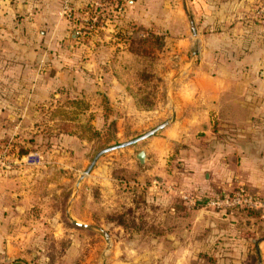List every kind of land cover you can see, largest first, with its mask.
<instances>
[{
    "label": "rangeland",
    "instance_id": "obj_1",
    "mask_svg": "<svg viewBox=\"0 0 264 264\" xmlns=\"http://www.w3.org/2000/svg\"><path fill=\"white\" fill-rule=\"evenodd\" d=\"M209 1L0 0V20L10 5L17 11L15 21L23 19L22 6L27 5L32 17L44 12L37 15L41 27L48 24L47 12L67 31L54 36L53 61L35 63V73H86L85 86L115 88L113 102L103 92L94 101L88 93L81 98L68 90L69 82L55 80L54 96L38 95L31 110L2 111L0 172L7 170L3 183L16 194L12 210L17 205L20 210L5 223L6 264H228L234 257L227 232L264 235V217L258 211L247 215L243 209L222 212L186 203L185 196L202 200L241 187L264 197L231 177L228 187L221 184L195 194L192 183L183 181L181 170L190 160L178 146L166 179L152 175L153 167L137 160L143 142L102 154L85 174L103 149L172 121L174 83L180 73H191L200 53L215 41L221 45L225 35L237 39L238 32L231 30L230 35L226 28L236 25L232 20L225 30L208 22L214 11ZM255 7L243 12L245 17L264 24L263 8ZM71 35L84 46L70 51L63 42L73 41ZM151 35L164 40V47L153 39L152 59L140 63L135 55L148 47L140 42ZM76 49L73 60L67 61L69 51ZM2 64L7 73H24L23 63L16 68ZM145 69L147 73H141ZM26 83L23 91L29 87ZM76 223L103 230L109 241Z\"/></svg>",
    "mask_w": 264,
    "mask_h": 264
},
{
    "label": "crops",
    "instance_id": "obj_2",
    "mask_svg": "<svg viewBox=\"0 0 264 264\" xmlns=\"http://www.w3.org/2000/svg\"><path fill=\"white\" fill-rule=\"evenodd\" d=\"M71 1L68 0V3ZM260 1L208 2L209 7L214 9L212 15L207 17L208 22L218 23L225 30L226 24L232 20L236 25L226 28L228 34L231 30L237 31V39L224 34L221 45L216 41L211 42L204 54L200 53V62L196 68H191V73H180L175 80V112L172 121H166L163 129L140 141L143 142L141 148L146 155L145 162L153 167L152 175L163 179L170 177L169 170L173 169L172 159L175 158L171 156L172 151L178 146L181 149L179 153L188 157L190 163H186L188 167L184 170H176L184 173L183 181H187L188 185L192 183L195 194H203L221 184L228 187L233 184L230 181L227 184L228 180L234 179V183L244 184L253 193L264 197V24L252 21L249 15L248 20L246 13H243L251 10L255 4H258L255 8L262 7L264 10V0L263 3ZM22 10L25 11L23 19L15 21L17 11L15 6L10 5V12L7 11L5 19L0 20L1 117L4 116L2 111L31 110L37 104L38 95H44L45 98L48 95L54 96L55 80L69 82L68 90L81 98L88 93V98L95 101L99 95L97 93L103 92L112 102L115 100L113 87L108 86V89L102 90L95 83L92 88L85 86L83 76L86 73H61L55 77L48 73H35V63L53 61L56 55L54 51L51 53L56 50L54 36L67 31H62L65 27L59 28L47 12L44 20L48 24L41 27L37 15L42 16L44 12H38L32 17L30 7L22 6ZM234 15L240 19L236 20ZM66 28L71 30L72 24L68 22ZM200 30L201 27L198 28ZM199 35L198 41L201 40ZM215 35L217 33L212 34L213 38ZM74 37L71 35L73 41L63 42L70 51L74 46H84L78 41L79 38ZM70 51L67 61L73 60L77 49ZM2 63H13L15 68L23 63L24 73H7L4 71L6 65ZM38 79L42 82H38ZM93 79L96 82L94 75ZM25 83L29 84L27 91L22 89ZM8 116L11 117L10 114ZM4 172L7 170L0 172V264H6L5 223L20 211L18 205L12 210L17 197L12 188L3 183ZM171 172L174 173L173 170ZM198 197L194 196L195 199ZM250 232L251 235L247 237L229 232L225 234L230 242L231 256L234 257L228 264H264V238L258 232Z\"/></svg>",
    "mask_w": 264,
    "mask_h": 264
},
{
    "label": "built area",
    "instance_id": "obj_3",
    "mask_svg": "<svg viewBox=\"0 0 264 264\" xmlns=\"http://www.w3.org/2000/svg\"><path fill=\"white\" fill-rule=\"evenodd\" d=\"M184 199L191 206L202 205L222 212L235 209L258 211L264 217V198L254 196L242 187L230 194H222L202 200L190 196H185Z\"/></svg>",
    "mask_w": 264,
    "mask_h": 264
},
{
    "label": "water",
    "instance_id": "obj_4",
    "mask_svg": "<svg viewBox=\"0 0 264 264\" xmlns=\"http://www.w3.org/2000/svg\"><path fill=\"white\" fill-rule=\"evenodd\" d=\"M187 9V7H186ZM167 122L155 127L154 129L144 133L143 135L139 136V137H136L135 139H132L130 141H127L125 143H121L119 145H114L113 147H108V148H105L103 149L102 151H100L94 158V160L92 161L91 165L89 166L88 170L86 171V175L89 173L90 169L93 167V165L95 164L96 160L98 159L99 156H101L102 154H105L107 152H110V151H113V150H116V149H121V148H125V147H128V146H131V145H134L142 140H145L147 139L148 137H151L152 135H154L158 130L160 129H163L165 126H166ZM137 160L139 161L140 164H144L145 163V160H146V155H145V152L144 151H140L138 154H137ZM82 178V177H81ZM77 226L79 227H82L84 229H88V230H96V231H99L105 238L107 241L108 238H109V235L104 232L103 230H100L98 228H95L93 226H88V225H82V224H79V223H76Z\"/></svg>",
    "mask_w": 264,
    "mask_h": 264
},
{
    "label": "trees",
    "instance_id": "obj_5",
    "mask_svg": "<svg viewBox=\"0 0 264 264\" xmlns=\"http://www.w3.org/2000/svg\"><path fill=\"white\" fill-rule=\"evenodd\" d=\"M107 1V0H106ZM153 39H155V42H157L158 43V45H159V48H163L164 47V40H162L160 37H158V36H154V35H151L150 36V39L149 40H146V41H142V42H140L141 44H145V46H146V44L148 43V47L146 48V49H144V51L141 53L142 55L141 56H139L138 54L137 55H135V58L141 63V62H150V60L152 59L151 57V54H152V45L150 44V42L153 40ZM145 48V47H144ZM141 73H147V70L145 69V70H143V71H141ZM138 102V101H137ZM147 110H149L150 109V107H147L146 108ZM245 211H247V215H249L250 213H253L252 211H250V210H245ZM255 214V213H254ZM262 238H264V235L262 236Z\"/></svg>",
    "mask_w": 264,
    "mask_h": 264
}]
</instances>
